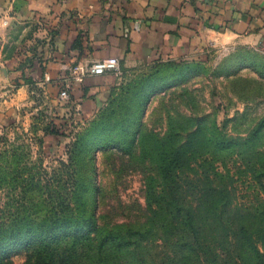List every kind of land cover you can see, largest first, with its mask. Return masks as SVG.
I'll list each match as a JSON object with an SVG mask.
<instances>
[{
  "label": "rangeland",
  "instance_id": "374dc122",
  "mask_svg": "<svg viewBox=\"0 0 264 264\" xmlns=\"http://www.w3.org/2000/svg\"><path fill=\"white\" fill-rule=\"evenodd\" d=\"M40 23L21 35L18 47L3 49L5 60L26 57L16 66L24 68L21 77L0 84L1 223L37 222L79 207L120 237L119 254L127 256L129 241L138 240L136 264L173 258L177 199L166 194L163 165L177 152L186 160L171 170L169 185L185 199L180 204L197 205L202 241L212 228L225 234L210 208L222 204L226 174L234 177L236 205L264 204V193L257 200L255 183L242 172L241 148H222L225 136H246L264 117V50L212 44L195 58L120 64L105 105L85 112L72 96L60 100L54 83L30 76L33 67L46 68L43 49L52 41ZM255 144L264 152V130ZM163 239L170 241L167 254ZM181 255L180 264H208L211 257L207 250L199 260ZM24 260L22 251L11 257L15 264Z\"/></svg>",
  "mask_w": 264,
  "mask_h": 264
},
{
  "label": "crops",
  "instance_id": "0c3cea01",
  "mask_svg": "<svg viewBox=\"0 0 264 264\" xmlns=\"http://www.w3.org/2000/svg\"><path fill=\"white\" fill-rule=\"evenodd\" d=\"M38 19L52 41L43 49L46 68L35 66L30 76L54 83L58 93L68 86L85 112L105 105L116 78L85 74L76 82L74 66L107 57L122 66L195 58L212 44L264 50V0H0V84L21 77L24 68L16 66L26 57L5 60L3 49L18 47Z\"/></svg>",
  "mask_w": 264,
  "mask_h": 264
},
{
  "label": "trees",
  "instance_id": "16d2710c",
  "mask_svg": "<svg viewBox=\"0 0 264 264\" xmlns=\"http://www.w3.org/2000/svg\"><path fill=\"white\" fill-rule=\"evenodd\" d=\"M263 130L264 117L248 135L225 136L222 144V148L227 151L241 148L237 154L243 167L242 172L255 183L258 189L257 200L259 193H264V152L257 150L255 143ZM185 160L186 157L184 159V155L180 156L178 152L167 155L164 160L163 179L168 182L166 194L173 200L177 199L174 212L178 233L174 243L175 256L172 258L164 255L156 264H180L181 254L184 253L195 255L199 260L201 256L204 257L206 250L211 255L208 264H264L263 202L250 207L236 205L234 177L226 174L227 183L221 191L224 198L222 204L210 208L215 214L218 212L219 226L225 230V234L214 233L215 229L212 228L211 235L202 241L201 225L197 226L199 224L196 219L197 205H192V202L180 204L185 199L175 196L178 192L173 193L169 185L171 170ZM192 194L196 200L198 191ZM76 209L70 215L53 213L51 217L37 222L24 219L12 221L7 226L0 222V264H15L11 257L21 251L25 252V260L21 264H136L142 259L139 249L143 245L138 240L129 241L127 256L119 254L125 247L120 237L102 230L97 225L94 212L85 215L84 211H79V207ZM149 209L155 212L150 204ZM217 218L213 219L215 223ZM169 242L163 239L165 254L168 253Z\"/></svg>",
  "mask_w": 264,
  "mask_h": 264
},
{
  "label": "built area",
  "instance_id": "2783aa9c",
  "mask_svg": "<svg viewBox=\"0 0 264 264\" xmlns=\"http://www.w3.org/2000/svg\"><path fill=\"white\" fill-rule=\"evenodd\" d=\"M6 24V21L3 22ZM119 69V61L116 57H107L98 59L96 61H93L86 70L80 69L79 66H74L73 71V79L76 82L81 81L83 77V73L86 72L90 75H102L105 73H112L117 72ZM48 79V78H47ZM68 86H65V88H62L59 91V99L64 101L69 98V93L67 90Z\"/></svg>",
  "mask_w": 264,
  "mask_h": 264
}]
</instances>
